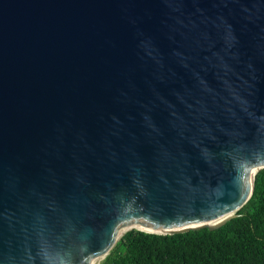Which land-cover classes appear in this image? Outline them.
<instances>
[{
	"label": "water",
	"instance_id": "water-1",
	"mask_svg": "<svg viewBox=\"0 0 264 264\" xmlns=\"http://www.w3.org/2000/svg\"><path fill=\"white\" fill-rule=\"evenodd\" d=\"M262 168L264 0H0V264L214 230Z\"/></svg>",
	"mask_w": 264,
	"mask_h": 264
},
{
	"label": "trees",
	"instance_id": "trees-1",
	"mask_svg": "<svg viewBox=\"0 0 264 264\" xmlns=\"http://www.w3.org/2000/svg\"><path fill=\"white\" fill-rule=\"evenodd\" d=\"M237 216L210 230L126 231L101 264H264V168Z\"/></svg>",
	"mask_w": 264,
	"mask_h": 264
},
{
	"label": "bare ground",
	"instance_id": "bare-ground-1",
	"mask_svg": "<svg viewBox=\"0 0 264 264\" xmlns=\"http://www.w3.org/2000/svg\"><path fill=\"white\" fill-rule=\"evenodd\" d=\"M132 228H135V227H132ZM108 253H105V254H101V255H98V256H94L90 259L89 263L88 264H96V262H98V260L100 258H104Z\"/></svg>",
	"mask_w": 264,
	"mask_h": 264
},
{
	"label": "rangeland",
	"instance_id": "rangeland-1",
	"mask_svg": "<svg viewBox=\"0 0 264 264\" xmlns=\"http://www.w3.org/2000/svg\"><path fill=\"white\" fill-rule=\"evenodd\" d=\"M103 259H104V258H100V259L98 260V262H96V264H101V262H102Z\"/></svg>",
	"mask_w": 264,
	"mask_h": 264
}]
</instances>
